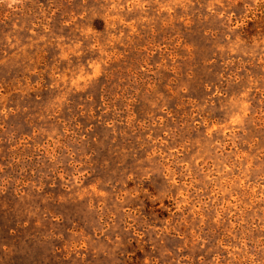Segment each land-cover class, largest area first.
I'll list each match as a JSON object with an SVG mask.
<instances>
[{"label":"rangeland","instance_id":"obj_1","mask_svg":"<svg viewBox=\"0 0 264 264\" xmlns=\"http://www.w3.org/2000/svg\"><path fill=\"white\" fill-rule=\"evenodd\" d=\"M226 234L264 261V0H0V264H231Z\"/></svg>","mask_w":264,"mask_h":264},{"label":"trees","instance_id":"obj_2","mask_svg":"<svg viewBox=\"0 0 264 264\" xmlns=\"http://www.w3.org/2000/svg\"><path fill=\"white\" fill-rule=\"evenodd\" d=\"M253 229H255V227L253 226ZM229 235L226 234V237H225V248L224 250L226 251V254L227 255H231L232 256V259L229 260L227 259V261L231 262V264H246V263H243L241 262V257H243L244 255H247V256H250V257H253V252H251V249H253V242L251 239L249 240H245L244 244L246 247H244V252L242 254V256L238 255V245L235 244L234 246H231L229 245L230 244V240H229ZM259 239H257L258 241ZM254 258V257H253ZM252 264H264V261H258V260H253L252 261Z\"/></svg>","mask_w":264,"mask_h":264}]
</instances>
